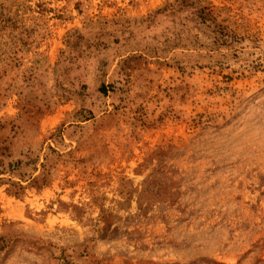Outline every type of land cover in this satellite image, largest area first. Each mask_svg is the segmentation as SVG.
<instances>
[{"label": "rangeland", "instance_id": "obj_1", "mask_svg": "<svg viewBox=\"0 0 264 264\" xmlns=\"http://www.w3.org/2000/svg\"><path fill=\"white\" fill-rule=\"evenodd\" d=\"M176 1L0 0V264H264V0Z\"/></svg>", "mask_w": 264, "mask_h": 264}, {"label": "trees", "instance_id": "obj_2", "mask_svg": "<svg viewBox=\"0 0 264 264\" xmlns=\"http://www.w3.org/2000/svg\"><path fill=\"white\" fill-rule=\"evenodd\" d=\"M189 0H177L175 3L177 5H186L185 3H187ZM191 4L195 5V10H196V13L198 15L199 18H201L202 22L205 23L206 21H210L211 20V11L208 10L207 7L205 6H199L198 5V1H194V0H191L190 1ZM171 5V4H170ZM99 90L102 92V93H105V88L104 86H100ZM18 188L20 190H23L24 187L19 185ZM18 191H14L13 194L17 195ZM11 243V240L10 238L8 237H5L4 235H0V254L2 252H4L8 246L10 245Z\"/></svg>", "mask_w": 264, "mask_h": 264}]
</instances>
